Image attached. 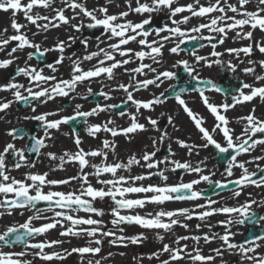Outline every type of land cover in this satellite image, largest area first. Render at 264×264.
<instances>
[{"label": "snow or ice", "instance_id": "snow-or-ice-1", "mask_svg": "<svg viewBox=\"0 0 264 264\" xmlns=\"http://www.w3.org/2000/svg\"><path fill=\"white\" fill-rule=\"evenodd\" d=\"M113 0H106L105 6L89 8L86 0H61V5L53 7L55 0H27L26 3L22 0H0V12H11V28L15 34L7 38H0V51L5 50L12 42H16L15 46L7 53V59L0 60V69H4L12 65L18 57L14 54L20 50L31 49L27 52V59L23 67H17L16 75L27 78L28 87L24 84L15 82V79L9 80L7 83L0 84V92H11L13 99H0V112H5L13 103H23L30 105V101H39L41 104L54 100L56 97H68L71 93L76 91L78 85L85 82H91L93 78L101 76L112 80L115 77V70L124 69L129 74V84H119L116 88L110 91L122 90L126 94V99L121 103L126 105L128 102L135 107V113H128L120 111L118 114L128 116L130 124L126 128H117L114 121L109 119L102 124H89L88 118L98 116L102 112L110 111L113 108H119L120 105L97 103L90 110H81V105L76 104L73 109V114L59 116V112H44L31 117H24V119L35 120L40 122V127L43 136H32V142L25 145L23 148H17L12 142H7L2 149H0V216L5 214L12 215L16 209L34 210L35 215L29 216L28 219L20 224H13L7 226L0 232V248L15 246H23L22 251H2L0 250V264H33L32 260L24 259L27 255H32L42 262H51L53 260H64L72 254H78L81 259L86 255L97 256L101 252V245L103 238H111L108 240L109 244L113 246L127 247L128 243L139 244L144 239L143 233L137 236L128 237L123 235L124 224H135L147 230H163L164 232H171L174 227L180 226L185 229L188 228L186 223H181L178 217H183L185 220H191L195 216L201 221L214 215H224L225 220L218 223L224 227L222 235L205 233L203 236H177L174 240L176 247H172L165 243L162 245L160 252L167 253L168 258L161 261L160 264H179L180 261H186L187 264H214L216 257H222L224 251L236 254L240 257L243 264L247 261L248 264H264V254L258 250L264 247V233L254 234L247 239L245 243H234L232 237L239 235L233 233L231 226L248 224H259L264 221V216H259L252 211V206L257 204L256 200L249 198L244 203L238 206L222 205L220 207H213L219 201L211 199L204 194V190H196L195 186L201 182H206L210 191L216 192L217 189H226L229 185H236L240 190H233L232 195L238 197L241 195L243 187L253 185L257 188L264 187V167L257 163V171L250 172L246 164L255 163L264 160V156H255L251 160L241 161L238 159L242 154H251V152L258 146H264V120L259 119L254 115L253 109L248 115L238 118L244 123L240 134H236L229 126V120L226 113L230 108L238 104L250 102L254 98L264 100V84L255 86L241 81L237 86V94L231 95V102L223 104H214L209 101L205 94V88L202 85H209L211 90L221 92L222 90L215 85L212 80H203L198 71V65L203 64L204 67H212L213 65L224 66V62L220 59L222 53L216 51L217 43L223 44L229 32H235V38L241 40H249L251 43L240 48H229L225 51L234 56L239 64H243L244 60L240 59L241 53L247 57V64L249 66L240 69L245 75H252L256 82L264 81V74L257 73L256 66L264 70V59L253 61L251 58L254 51L264 54V40H255L254 31L259 30L264 33V0H255L253 9H249L248 5L253 3V0H236L232 3L231 0H208L207 3H202L201 0H191L190 3L179 4L178 0H124L126 10L120 11L117 14H110L107 7ZM50 9L54 15H41L34 12V9ZM70 11L71 16L66 15ZM17 13H23L28 24L36 28V32L32 35L35 37L41 32H47L50 28H59L62 25H69L75 32H82L83 29L102 30V36L106 38L96 37L97 50L88 52L83 57H66L64 55L67 47L75 43L79 39L80 43L85 47H89L87 38H78L69 36L68 40H60L51 48H42V46L22 31L26 25L20 24L16 20ZM130 13L144 16L140 22H133L127 17ZM167 13V21L163 26L154 28L150 32L146 26L152 23V14ZM231 13L232 15H229ZM179 17V18H177ZM193 18L201 19L199 24L193 25L191 28L182 27L191 23ZM44 21V23H40ZM72 21H78L73 23ZM249 30L245 31V28ZM209 35H204V32ZM7 32V29H4ZM155 35L157 39L149 40L150 35ZM195 34V35H193ZM106 47H99L100 44L106 43ZM186 41H216L212 43L211 57L196 54L195 50L191 52L194 57V62L189 63L186 59H177L171 65V68L182 67L183 71L190 78L186 83L190 85L189 88L180 87L176 90L175 85H169L159 95H154L149 99H136L134 92L147 90L149 86L160 88L165 81H172L177 79L175 71L164 69L158 70L162 66L161 59L163 50L167 43H173L167 51L174 55H179L180 52L185 51L181 45ZM130 43H136L139 50L127 47ZM200 47H204L201 44ZM57 52L59 55L55 60V65H60L65 59L71 60V71L69 79H57L54 73L57 72V67L53 64H47L46 67L51 70L53 75H45L43 69L38 66H33L28 61L35 57L43 59L46 53ZM117 56L120 59H117ZM96 59V64L88 70L81 67L83 61H92ZM145 59L151 60L152 63H144ZM134 68H126V65L137 63ZM239 64H233L231 60L227 61V68L229 71L235 73ZM155 65V66H154ZM152 76L149 78L148 74ZM138 76L145 77L138 79ZM51 82V83H50ZM193 82H195L193 84ZM43 85H48L44 87ZM37 90H34V87ZM172 90L171 97L166 93ZM247 90V91H245ZM187 91L198 93L201 101L206 106L207 110L214 116L216 123L211 129L204 126V119L198 113L188 106L182 94ZM26 93V94H25ZM101 96L104 100H110V92H105L103 88L99 92H93L92 88L87 87V96L81 97L87 99L89 96ZM168 98H173L176 104L182 108L183 112L193 122L194 127L200 134V140L203 143L190 144L185 140L176 138L175 143L186 150L188 155L194 152L198 155L200 149H209L211 146L216 150L217 156L226 160V167L224 168L223 180H213L211 177L216 175V172H210L207 175L201 174L204 169L205 161H200L195 167L189 161H179L173 159L175 153L172 151L171 145L168 146L169 155L163 159H156L157 144H163L166 140H171L168 131L161 130L158 127V120L151 116L145 117L147 124L155 131L159 132V136L152 138V146L154 151H145L139 158L135 155L131 156L127 162L113 161L108 162V155L111 151L115 153L117 145L114 141L107 139L103 140L102 147L85 151L81 147V139L78 132L73 129L74 144L76 151H65L62 155H57L54 152H42L48 147L47 141L52 139V130L59 131L62 125L77 124L83 122L86 124V132L91 137H96L100 132L110 133L112 137L118 135L128 136L137 131H146L145 124L138 120L139 115H143L141 110L152 111L158 105L166 103ZM32 111L36 112V108L32 107ZM161 116L164 113L160 114ZM52 116H59L58 119H49ZM168 124L173 130L178 131L173 121L172 116H168ZM214 134L222 135V141H218ZM7 136L12 140L22 139L23 134L18 129L12 128L7 131ZM264 150V149H262ZM27 153V154H26ZM37 156L45 155L50 161H57L58 163L51 169L52 171L63 170L66 164H76L79 168V174L71 176L66 179H49L48 173H34L28 172L24 174L23 179H16L10 175L14 169L21 167L34 168L36 162L29 158L30 154ZM102 158L100 163H91L89 158ZM14 158V159H10ZM215 158V157H214ZM207 159V158H206ZM133 165L146 168L148 171L140 175H121L122 170L130 171ZM160 165H165L164 169ZM167 165H171V171L175 172L177 169H183L188 173L198 174L197 179H193L188 183L181 182L179 184L169 185L167 183L161 185L137 184L148 180L151 176H159L161 180L167 181L168 177L165 171L169 170ZM86 168H91L93 171L86 172ZM240 169L241 174L236 179H228L233 177L234 169ZM153 169H157L153 172ZM259 173V179H253ZM105 174L111 178L103 179ZM94 176L96 183L103 187H95L90 181L89 177ZM72 181H76L80 188L73 192L60 191H44L46 187L67 185ZM144 193L143 198L129 199L128 194ZM219 195V192H216ZM109 198L113 202L111 209L110 221L112 229L104 230L103 221L93 219L92 215L104 216V211L94 206L93 202L96 200H104ZM205 199V204L196 205L197 208L205 209L200 212L190 211L187 208L176 209L173 211H158L155 214L149 212L146 215L121 214L124 210H132L137 208H144L146 204H164L166 201L172 200H199ZM47 202L49 207L46 209L37 208L39 202ZM260 207H264V200L259 202ZM63 209L64 211H55V209ZM84 211L90 215L87 218L73 216L70 212ZM52 211L51 218L42 216V212ZM38 219L50 220L38 227L33 226L32 221ZM64 221L69 222L68 227H64ZM63 228L60 232L61 236H87L88 246L74 247L71 250L64 249L63 252H46L45 249L52 248L55 245L62 244L61 240H45L40 242H31L30 238L42 236L51 229L57 227ZM87 226V227H82ZM197 229L200 228L198 224ZM211 231V225L208 226ZM121 233L117 235V233ZM156 239L164 240V236L157 232ZM207 244L213 239H219L222 242L220 248L213 249L215 256L203 255L201 249L198 247L200 240ZM192 240L197 246L189 250L188 244H182V241ZM95 244L96 247L91 245ZM29 249L32 250L29 252ZM123 255V253H121ZM160 253H152L149 259H159ZM111 256V253H109ZM100 259L88 260V264H102Z\"/></svg>", "mask_w": 264, "mask_h": 264}, {"label": "rangeland", "instance_id": "rangeland-1", "mask_svg": "<svg viewBox=\"0 0 264 264\" xmlns=\"http://www.w3.org/2000/svg\"><path fill=\"white\" fill-rule=\"evenodd\" d=\"M22 2L26 3L27 0H22ZM191 0H178L179 4H186V3H190ZM202 3H207L208 0H201ZM86 4L89 8H94V7H100V6H105L106 5V0H86ZM61 5V4H60ZM58 5V3H55L53 5V7H58L60 6ZM133 6H134V0H133ZM108 9H109V13L110 14H117L120 11L126 10V5L124 3V0H113V2L111 4L107 5ZM34 12H38L41 15H54V13L50 10V9H42V8H36L34 9ZM19 14L18 17H15L17 22L23 25H26V28L22 29V31H24L29 39L34 40L35 42L39 43L42 48H51L53 47L58 41L60 40H68L69 36H74L77 34V32H75L69 25H62L59 28H50L47 32H41L40 34L36 35L35 37H33L32 33L36 32V28L31 25L28 24V22L25 20L23 13H17ZM66 15L71 16L72 13L70 11L66 12ZM12 14L11 12L8 13H4V12H0V38H7L8 36L14 35L15 32L14 30L11 28V20H12ZM143 18H145L144 16H140L134 13H130L129 16L127 17L128 20H131L133 22H140V20H142ZM179 18V17H177ZM167 21V13H154L152 14V23L150 26H146L148 28V30L151 32L152 29L154 28H159L161 26H163ZM201 22H206V21H202L201 19L198 18H193L191 23L182 27H186V28H191L193 25L199 24ZM40 23H44V21H40ZM74 23V22H73ZM67 28V30L65 29V27ZM62 27H64L63 30H66L64 36L63 33L62 35H60L61 37H57V35L53 32V29L55 30H59L62 29ZM4 29H7V32H4ZM87 28L83 29L82 32H79L77 37L78 38H82L84 31ZM249 30L247 27L245 28V31ZM255 32L258 33V38H255V40H264V35L263 33H261L259 30H255ZM204 35H209V33H207L206 31L203 33ZM195 35V34H193ZM101 37V39H106L104 36H102V32L94 37H89L87 38L89 43L92 44V46L89 48H85L80 42H77L79 39L76 40L75 43H72L70 47H68L67 53L69 52L70 54L73 53V50H71L72 47H75L74 50V54L75 57L74 59H76L77 57H82L85 53V51L88 52H92V51H96L97 50V43L94 44L96 37ZM255 36V34H254ZM148 39L151 41L153 39H157V37L153 34L150 35L148 37ZM236 39V40H233ZM235 42V43H234ZM252 41L249 40H241L238 38H235V32H229L227 38L224 40L223 44H219L217 43V47H216V51L222 53V56L220 57V59L224 62V66L221 67L219 65H213L212 67H204L203 64L198 65V71L200 74L201 79L203 78H207V79H215V78H219V71L220 70H224L227 68V61L231 60V62L233 64H239V61L236 60L234 58V56H230L225 49H229V48H240L243 46H246L247 44L251 43ZM212 43V41H211ZM16 42H12L9 46H7L5 48V50L0 51V60L3 59H7L10 58L8 57L7 53L11 50V47L15 46ZM206 44V43H205ZM167 47H165V49L163 50V55L161 57L163 64L162 66L159 67L158 70H164V69H169L172 71L177 72L178 69H180L181 67H177L175 69L171 68V65L173 63H175V61L177 59H186L189 61V63H193L194 62V57L191 55V53H187L185 51H182L179 53V55H174L171 54L167 51V49L171 46H173V43H167L166 44ZM99 47H106L105 43L104 44H100ZM127 47L130 48H134L139 50V46L136 43H130ZM65 50V52H66ZM212 47L211 44H207L204 45V47H201L200 50H195L196 54L198 55H202V56H208L210 59H215L214 57L210 56V53L212 52ZM32 51L31 49H24V50H20L18 52H16L14 55L16 57H18V59L15 60V62L10 65L7 68L4 69H0V84H4L7 83L9 80L15 79V82L17 83H21L23 84L27 78L23 77V76H16L14 78H11V74L12 72L16 71L17 67H23L25 60L27 59V52ZM53 52H49L46 53V55H52ZM57 53V52H56ZM58 54V53H57ZM59 55V54H58ZM58 55L52 56V58L54 57L55 60L57 58ZM253 61H259L261 59H264V54H260L258 51H254L252 57ZM117 59H120L119 56H117ZM240 59L244 60L243 64H239V67L237 68L238 73L242 74L241 77H244L243 82L249 83V84H254L255 86H260V84H264V81H259L256 82L254 80V77L252 75H245L243 72L240 71V69H242L243 67L249 66L247 64V57H244V55L241 53L240 55ZM54 60V59H53ZM55 60L50 63L55 65ZM147 62L149 63L151 61H149L148 59H145ZM145 62V61H144ZM29 64L33 65V66H38L39 68L43 69V72L45 75H53V73L51 72L50 69H48L46 67V65L44 66H40L38 65V63L33 59L31 61H28ZM96 64V59H93L92 61H83L81 64V67L84 70H88L90 68L93 67V65ZM138 64L137 63H131L129 65H126V68H134L136 67ZM64 68L59 67V65H55L57 67V72L54 73V75L57 77V79H69L70 78V71H71V63L68 64H64ZM155 66V65H154ZM210 69V70H208ZM214 69V70H213ZM228 69V68H227ZM256 69H260L259 66H256ZM264 70L261 69V71L259 72V74H264V72H262ZM151 77V74H148V77ZM149 77V78H150ZM138 79H144L145 77L143 76H138ZM130 80H129V74L126 73L124 71V69H117L115 70V77L112 80H108L106 77L101 76L99 78H93V80L89 83V82H85L82 85H78L76 88V91L71 93L68 97H70V102H69V108L64 109V111L62 110H56L54 108L55 105V100L57 99H66L67 97H56L54 100H50L47 103L41 104L39 101H33V103H31L24 111L20 110L18 103H13L12 106L10 107V109L14 110L15 113L17 114V116L20 117V119H16V122L14 124H9V127L4 130L3 134H0V149L3 148V146L7 143V142H12L16 145L17 148H23L26 145V139H20V140H12L11 137L7 136V131L15 128V127H21V126H25L28 125L27 121L31 120V119H24V117H31L33 115H38L44 112H59V116H63V115H71L73 114V109L75 108V105L78 104V102H80L82 105V102H85L86 106L85 108L81 107V110L87 111L90 110L92 107H94L96 105V103L93 102H89V101H83L81 97L87 96V87H91L93 92H99L101 90V88H103V90L105 92H110L111 95V99L110 100H104V98L102 100H100L98 103H100L101 105L104 104H118L119 102H122L123 100L126 99V94L122 91V90H118V91H110L111 89H114L117 87V85L123 83V84H129ZM176 81L172 80V81H165L164 84L161 85V87L159 89H153L154 86H149V88L147 90H141L139 92H134V96L136 99H145L147 97H151L152 95H157L158 93H160L162 90L169 88V85L174 84ZM51 83V82H50ZM25 87H28V83L24 84ZM44 87H47L48 85H43ZM34 87V86H33ZM34 90H37L34 87ZM247 91V90H245ZM80 92V93H78ZM1 93V92H0ZM3 96L6 97V99H13L11 92H3ZM76 93H78L79 95H76ZM207 93V94H206ZM205 94L208 96L209 101H211V103H215L214 100H212L213 98H217L218 103H220L219 100V96L217 93H212L211 92H206ZM26 94V93H25ZM144 97V98H143ZM182 97L184 99H187L189 97L190 99H192L193 102H187L188 105H190V107L194 110H196L198 112V114L200 116L202 115H206V119L204 120L205 123L204 125H206L207 127L209 126V122L210 120L207 121L208 119V114L205 113L204 107L202 104H200V101L198 98H200L195 92L193 93H188L186 95H182ZM186 101V100H185ZM240 104L236 105V107L234 109H232L231 111L226 112L225 114H227V118L232 120L233 118H236L238 120V118L243 117L248 115L253 109H255L254 115L256 117H258L259 119L264 120V100H261L260 98H255V100H253L250 103H246L245 106H239ZM242 105H244V103H242ZM32 107L36 108V112L32 111ZM178 108V107H175ZM174 108V109H175ZM52 109V110H51ZM169 109V108H168ZM194 110V111H195ZM143 112V114L146 113H157V111H149V110H141ZM136 109L135 107L130 108V110L128 111V113H135ZM196 112V113H197ZM1 113V112H0ZM177 117L174 118L173 117V121L176 125V128L178 129V131L173 130L170 134L171 140H166L165 142H167V145H171L172 147V151L175 154H183L186 155V150L179 147L176 143L175 140L176 138H180L182 140L188 141L190 144H200L203 143V141L200 140V134L198 132V130L194 127V124L191 125H187L186 123H182L181 119L184 114H182V112H175ZM202 113V114H200ZM9 112L6 110L5 111V116H1L2 119H9L8 118ZM149 115V114H148ZM59 116H52L49 117V119H58ZM111 117V120L114 121V125L117 128H126L129 126L130 124V120L128 116H123L121 117L120 115L116 114L112 109L110 111H106V112H102L100 113L98 116H94V117H89L88 118V123L89 124H102V123H106L107 120H109ZM153 117V116H151ZM115 118V120L113 119ZM123 118H125L126 120L129 121L128 124H123L124 122L122 121ZM204 119V118H203ZM3 123V122H2ZM33 124V123H32ZM86 125V124H85ZM244 123L242 121H239V123L237 125H235V127L237 128L236 131H238L237 134H240L242 129H243ZM234 127V128H235ZM67 131V132H66ZM52 139L47 141L48 147H46L45 149L42 150V152L47 153V152H54L57 155H62L65 151H70V152H74L76 151V146L74 144V136L71 132V130L68 128L67 125H62L59 131L56 130H52ZM57 135H61L63 137H60ZM35 136H43V132L42 130H37L35 133ZM71 140V146L70 149H66V147L64 146L63 142H67V139ZM80 139L82 141V139H84L86 141V139L84 137H91L87 134L86 130L81 131V135ZM190 137L192 140L187 138ZM57 137V139H56ZM91 142L90 145L87 146V142L86 145L83 144V141L81 143V147L85 150V151H89V150H93V149H98L102 147V142L103 140L107 139L109 141H114L115 144H120L122 141H124L125 139H122L121 142H117L114 140V137L111 136L110 133L107 132H100L97 134L96 137H91ZM118 138V137H117ZM223 142V141H221ZM138 150L140 149L139 146H135ZM148 149V147H147ZM264 146H258L256 149H254L251 154H242L240 157H238L239 160L241 161H248L251 160L252 157L255 156H264ZM203 150L205 149H200L199 150V154L197 155L195 152L192 154V156H199V158L196 159H181V158H175L176 160H179L181 162L183 161H189L193 167H195L200 161H207L206 158H208V154L206 155V153L204 154ZM143 154L142 152L138 153L137 158H139L141 156V154ZM27 154V153H26ZM117 156V154H114L110 151V157H108V162H113V161H117V159H115V157ZM39 157V158H38ZM36 159V165L33 169H30V167H21L20 169H14L10 172V175L15 177L16 179H23L24 178V174L28 173V172H34V173H48V178L49 179H66L68 177L71 176H76L79 174V168L78 165L76 164H66L64 166L63 170H57V171H52L51 169L55 166L56 163H58L56 161V163L51 164V168L48 167L46 168V166H43L45 164V162H47V159L45 158V155H40L38 156ZM184 158V157H183ZM102 158H89V160L91 161V163H100ZM174 159V158H173ZM118 161H120L118 159ZM44 162V163H42ZM209 162V161H208ZM42 163V164H41ZM257 163L260 164L261 167H264V160L262 161H258L255 163H249L246 164V167L249 169L250 172H254V170H257ZM210 164H212V169L208 168L204 165H202L204 171L201 174L207 175L210 172L215 171L216 169H214L215 164L213 163V161L211 162V158H210ZM166 166L165 165H160L161 169H164ZM167 168L169 170L165 171V175L168 177L167 181H163L160 179L159 176L153 175L150 177V181L152 184H159V185H163L165 183L169 184V185H174L172 180L178 178L179 181L176 184H179L181 182L184 183H188L193 179H197L198 178V174L195 173H188L185 170H183V173L180 175L178 174L177 170L175 172L171 171V165H167ZM255 170V171H256ZM86 172H91L93 171L91 168H86L85 169ZM152 171L156 172L157 169H153ZM240 169L236 168L234 169V176H238L239 174H241ZM147 172V169L144 168L143 174H145ZM109 175L105 174L103 177V179L108 178ZM213 180H223L225 179V176L223 175V173H217L215 176L211 177ZM229 179V178H228ZM89 181L95 186V187H103L102 185H99L96 183V178L94 176H90L89 177ZM175 183V182H174ZM207 183L206 182H201L199 185H196L195 188L196 190H204L207 187ZM80 188V185L76 182V181H72L70 184L67 185H58V186H52L51 188L46 187L44 189V191H60V192H73V191H78ZM254 190V191H252ZM249 198L256 200L257 204L252 206V211L254 210H258L259 209V202L261 200H264V187H260L257 188L253 185H248L246 187V189H244L243 191L241 190V195L238 197H234L232 195V193H222L219 194V196L217 197H213L212 199L219 201V203H217L216 205H214L213 207H220L222 205H227V206H238L242 203H244L246 200H248ZM199 201V200H198ZM198 201H180L184 204H189L188 207H182L177 205L176 207H172L170 208L169 206H166V202L163 204L164 206L161 207L162 205L156 207V210L154 211L152 210H145V209H141V208H137L135 209V211H132L131 214L137 212V213H141L142 215H146L147 213L151 212L153 214H155V212L164 210V211H173L176 209H183V208H187L190 211H195V212H200L203 211L205 209H200L197 208L196 205L198 204H205V202H198ZM198 202V203H195ZM94 206L98 209H102L104 211V216L100 217V216H95L93 215L92 218L93 219H98V220H102L103 221V227L104 230H109L112 229V225L110 223V221L113 219V217L111 216V209L114 206L113 202L109 199V198H105L104 200H96L93 202ZM31 210L27 211H22V212H18L17 216H18V224L25 222L28 217H24V215H26L27 213H29ZM55 211H64L63 209H55ZM14 214V212H13ZM12 214V215H13ZM72 214V213H69ZM86 212L84 211H79V217H87ZM121 214L125 215V212L122 211ZM42 216H46L51 218L53 216V212L52 211H46V212H42L41 213ZM11 216V215H10ZM13 217L11 218L9 217V215L5 214L4 216L0 217V224H5L7 225V223L9 222V224L7 226L12 225L13 223ZM7 218H10L7 219ZM5 219V220H4ZM178 219H180L181 223H186L188 225V228L185 229L183 227L180 226H176L173 228V230L171 232H164L163 230H147V229H141L138 231V233H136V235H132L133 232L129 233V232H123L122 234L128 237H132V236H137L140 233H143L145 236V239L139 243V244H131L128 243L127 247H122V246H113L111 244H109L108 240L111 238H103V244L101 245V252L97 255V256H91V255H86L83 260L81 259V257L78 254H72L70 256H68L66 259L64 260H53L51 262H42L40 261L38 258H34L32 255H27L26 257H24V259H28V260H32L33 264H88V260H93L95 261L96 259H100L101 257H106V259L102 260V264H160L161 261L165 260L168 258V254L167 253H162L160 252L162 245L167 243L172 247H176L174 240L177 236H185V235H189V236H203L205 233H208L209 235L212 234H217V235H222L224 233V227L219 224V221L225 220L226 217L224 215H214L211 217L206 218V220L201 221L199 219H196L195 216L193 217V219L191 220H185L183 217H178ZM12 220V222H10ZM25 220V221H24ZM50 222V220L47 219H41L40 220V224H44V223H48ZM33 226L36 225V223L32 222ZM39 224V225H40ZM200 225V228L197 229V225ZM261 224H264V221L261 222ZM5 225V226H6ZM111 225V227H110ZM209 225H211V229H213V232L209 231ZM69 222L64 221V227H68ZM123 225H121L122 227ZM82 227H87V226H82ZM237 227H239L238 225H233L231 226V231H233V229H236ZM63 231V228L61 227H57L55 229H51L49 230V232L45 233L42 236H38V238H35L34 241H51V240H61L63 241L62 244L59 245H55L52 248H47L45 249L46 252H63L64 249H68L71 250V248L74 247H84V246H88V240L89 238L87 236H74V237H64L60 235V232ZM134 231V228H133ZM137 231V230H136ZM241 230H239L240 232ZM157 232H159L160 235L164 236V240L163 241H159L156 239V235ZM119 233V232H118ZM121 234V233H119ZM235 238V237H234ZM232 238V239H234ZM182 244L186 243L189 246V250H191L193 247L197 246L195 244L194 241L192 240H188V241H182ZM222 245V242L219 239H213L210 243H205L203 241V239L200 240L198 247L201 249V252L203 255L207 256V255H212V253H214L212 250L216 249V248H220ZM92 247H96L95 244L91 245ZM21 249L14 247V248H8V247H3L0 248V250L2 251H22L24 250L23 247H20ZM32 250H29V252H31ZM260 253L264 254V247H262L261 249L258 250ZM160 253L159 255V259L157 258H152L149 259V257L152 255V253ZM224 252H228V251H224ZM109 253H111V256H109ZM121 253H123V255H121ZM230 256H227L225 259L221 260L220 257L216 258L214 261V264H242L240 257L236 254L230 253ZM183 264V263H182ZM243 264H248L247 261H244Z\"/></svg>", "mask_w": 264, "mask_h": 264}, {"label": "bare ground", "instance_id": "bare-ground-1", "mask_svg": "<svg viewBox=\"0 0 264 264\" xmlns=\"http://www.w3.org/2000/svg\"><path fill=\"white\" fill-rule=\"evenodd\" d=\"M55 3H58V5H60L61 4V0H55ZM18 15L19 14H17L16 17H18ZM72 22L77 23L78 21H72ZM64 27H62V29H59V30L53 29V32L57 35V37H61L60 35H62V33H63V36H64V34H65L66 30H67L66 27H65L66 30H63ZM77 35H78V33L76 35H74V36L77 37ZM263 35H264V33H263ZM233 40H236V39H233ZM94 42H95L94 44H96L97 43V40L95 39ZM106 44H107V41L105 43V46H106ZM91 46H92V44L89 43V48ZM66 49L67 50H70V49H68V47ZM67 50L64 53V55L66 57H72V59H74V57H75V54H74L75 53L74 52L75 47H72L71 48V50H73V53H71V54L69 52L67 53ZM86 54H87V51H85L84 55H86ZM52 55L55 57V55H58V54L56 52H53ZM149 61H151V60H149ZM146 62L147 61L145 60L144 63H146ZM68 63H71V60L65 59L63 61V63L59 65V67L64 68V66H65L64 64H68ZM149 63H152V62H149ZM26 83H27V80L23 84H26ZM78 93H80V92H78ZM78 93H76V95H79ZM3 94H4L3 92L0 93V99H6V97H4ZM187 98H188V101H187V99H185L186 102H189V101L190 102H193L192 99H190L189 97H187ZM80 99H81V96H80ZM69 102H70V97L69 98L67 97L66 99H62V100H60V99L55 100V105H54L55 111L56 110H62V111H64V109L69 108L68 107L69 106ZM173 105L176 106V102L173 101V102L165 103L163 105H159V109L162 110V108H166V107H170V106L172 107ZM7 111L9 112V115H8V118L9 119H5V118L2 119L1 116H5V112H1L0 113V134H3L4 130H6L9 127V124H14L16 122V119H17V121H18V119H20V117L17 116V114L15 113V111L13 109L11 110L9 108V109H7ZM174 111L175 112H180L181 109H179V108L172 109V111H171L173 113L171 115L172 118L173 117L174 118L177 117V115H176V113ZM200 114H202V113H200ZM202 117H204V115H202ZM110 119H111V117H110ZM113 119L115 120V118H113ZM180 119H181V121H182L183 124L184 123H186L187 125H190V123H191V125L193 124V122L186 115L183 116ZM32 121H35V120H28L27 123H31ZM122 121L124 122L123 124H128L129 123V121L126 120L125 118H123ZM143 124H145V126L147 128L146 131H137L135 133L129 134L128 136L118 135V136L114 137V140L117 141V142H121L122 139H125L120 144H116L117 147H116V151H115L114 154H117V156L115 157V159H117V160L119 159L122 162H127V160L131 156L135 155L137 157L138 156V153H139V150L142 153L145 152V151H147V147H149V145L152 143L153 133L156 134V135H159V132L155 131L150 125H148L146 123H143ZM120 128H122V127H120ZM165 129L167 131H173V128L167 122L165 123V126H163V128L161 130H165ZM59 136L60 137H63L61 135H59ZM63 144H64V146L66 147L67 150L70 149L71 140L69 139V136H68L67 142H63ZM135 146H139L140 149L138 150ZM108 157H110V152H109ZM186 158L189 159L188 157H186ZM51 163H56V161H51ZM44 165L46 166L47 164H44ZM30 169H33V168H30ZM143 171H144V168L143 167H140V166H137V165H133L130 171H128V170H122L119 174L125 175V176H129V175H140V174H143ZM109 178H111V177L109 176L106 179H109ZM178 181H179L178 178L172 180L173 184H176ZM141 183L144 184L145 186H147L149 184H152L151 181H150V178L148 180H145V181H142V182H137L138 185L141 184ZM155 185H159V184L156 183ZM145 195H151V194H144V193L136 194V193H132V194H128V197L127 198H129V199H138V198H143ZM160 205H162L161 207L164 206L163 204H146L144 206V208H142V209L149 210V211L153 209L155 211L156 210V207H158ZM177 205L182 206V207H186V206L188 207L189 204L187 205V204H184L182 202H179V201H176V200H172V201H166V206H164V207L169 206L170 208H172V207H176ZM132 211H135V209H132ZM132 211L131 210H124L125 215L131 214ZM70 213H72L71 215H73V216H79V211H77V212H70ZM134 214H140V215H142L141 213H137V212H135V213H133L131 215H134ZM89 215L90 214L88 213L87 214V217ZM117 235H120V234L117 233ZM212 256H215V253H212ZM227 256H230V254L228 252H224L223 253V256L220 257V259L223 260ZM216 258H219V257H216ZM182 263L183 264H187L186 261H180L179 262V264H182Z\"/></svg>", "mask_w": 264, "mask_h": 264}, {"label": "flooded vegetation", "instance_id": "flooded-vegetation-1", "mask_svg": "<svg viewBox=\"0 0 264 264\" xmlns=\"http://www.w3.org/2000/svg\"><path fill=\"white\" fill-rule=\"evenodd\" d=\"M252 4H254L255 5V0H253V3ZM251 4V5H252ZM213 126V125H212ZM235 130H236V128H235ZM79 132V131H78ZM215 136H218L219 138H221L222 137V135H218V134H214ZM159 135H156V134H154L153 133V136H152V138H155V137H158ZM85 139H86V141L84 140V139H82V141H83V144L84 145H86V142H87V146H89L90 145V142H91V137H84ZM188 142V141H187ZM189 143V142H188ZM152 146V143L149 145V147H151ZM161 152L160 151H158L157 152V156H156V158H158V157H161ZM182 155V154H181ZM163 156V155H162ZM222 172H223V170H222ZM244 188V187H243ZM238 190H240V189H238ZM252 191H254V190H252ZM262 222V221H261ZM264 225V224H263ZM262 225V226H263ZM211 231L213 232V229H211ZM210 231V232H211Z\"/></svg>", "mask_w": 264, "mask_h": 264}, {"label": "water", "instance_id": "water-1", "mask_svg": "<svg viewBox=\"0 0 264 264\" xmlns=\"http://www.w3.org/2000/svg\"><path fill=\"white\" fill-rule=\"evenodd\" d=\"M25 104H23V106H24Z\"/></svg>", "mask_w": 264, "mask_h": 264}]
</instances>
